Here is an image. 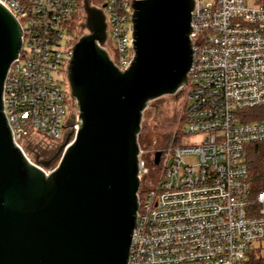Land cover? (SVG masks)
Here are the masks:
<instances>
[{
    "label": "built area",
    "instance_id": "2783aa9c",
    "mask_svg": "<svg viewBox=\"0 0 264 264\" xmlns=\"http://www.w3.org/2000/svg\"><path fill=\"white\" fill-rule=\"evenodd\" d=\"M89 1L105 15L110 58L128 69L134 59L132 4L143 0ZM194 1L193 59L182 89L189 99L183 134L194 139L185 145L181 138L157 187L138 193L128 264L264 262V190L251 199L245 161V147L264 142V122H246L241 114L264 107V0ZM0 4L23 33L3 90L14 140L24 152L34 142L59 144L78 130V114L69 84L54 74L66 75L75 44L70 23L77 13L82 32L84 0ZM142 154L141 183L150 173ZM42 169L48 175L55 168Z\"/></svg>",
    "mask_w": 264,
    "mask_h": 264
},
{
    "label": "water",
    "instance_id": "95a60500",
    "mask_svg": "<svg viewBox=\"0 0 264 264\" xmlns=\"http://www.w3.org/2000/svg\"><path fill=\"white\" fill-rule=\"evenodd\" d=\"M132 7L134 59L122 71L104 47L103 11L84 0L86 34L72 47L66 72L78 130L66 133L51 160L33 163L4 112V84L23 33L0 4V264H128L140 206L143 113L188 83L195 1ZM58 156L47 175L42 168L51 169ZM161 159L157 151L154 165Z\"/></svg>",
    "mask_w": 264,
    "mask_h": 264
},
{
    "label": "rangeland",
    "instance_id": "374dc122",
    "mask_svg": "<svg viewBox=\"0 0 264 264\" xmlns=\"http://www.w3.org/2000/svg\"><path fill=\"white\" fill-rule=\"evenodd\" d=\"M80 4H81V2L79 3V5ZM84 34H86V31L82 30V36ZM54 76L57 80H60V81L64 80L65 84L68 85V80H67L66 75H61V74L55 73ZM166 100H167V98H161V99H158L156 101L151 102L149 107L143 113L141 127H143V125H146L147 130L145 128V130H146L145 133L143 135H139V138H138L141 151L147 145H150L151 148L156 149V151H162L163 149L166 148L165 145L167 144V140H168L170 133L172 131L177 130V129L184 131L186 128L185 123H177L176 127H174V126L172 127L173 128L172 131L166 126H164V127L161 126V124L165 123L164 118H168L171 116V114H166V113L162 114V113L163 112L171 113L172 109H173L172 108L170 110H167L168 101L166 104L165 103ZM188 105H189V99L187 97H184V99L182 100V112L179 114H176L177 119H179L180 116H182V113L187 110ZM157 110L159 111V114H156ZM76 114H78V111L76 112ZM141 133H142V128H141ZM193 139H194L193 137H183V144H185V145L190 144L189 141H191ZM59 141H60L59 144H55L57 147L56 150L58 149V146H60L61 143L63 142V137ZM34 143H36V142H34ZM25 153L28 155L29 159L32 162L36 161L30 156L27 148L25 149ZM151 154H152V152L149 151V152H147V155H144V154L141 155V158L145 161L146 167L150 169V173L145 178V181H143L140 184V188H143L144 186H146L147 188L154 190L155 187H157V185L160 183V181L163 178V176H162V165L165 162V160H167L173 154V151L170 147L165 149L164 153L162 155L161 164L158 166H155V168H154L153 164H151V161H153V159H152L153 157ZM55 155L56 154H54L51 158L46 159V161L51 160L53 157H55ZM56 160L59 161L60 156H58L57 158H54V160L52 162L51 169L54 168L53 164ZM139 192H141V189Z\"/></svg>",
    "mask_w": 264,
    "mask_h": 264
},
{
    "label": "trees",
    "instance_id": "16d2710c",
    "mask_svg": "<svg viewBox=\"0 0 264 264\" xmlns=\"http://www.w3.org/2000/svg\"><path fill=\"white\" fill-rule=\"evenodd\" d=\"M79 23V15L76 13L73 20L70 23V29L69 32L73 39H71L72 42H77L80 37L82 36V32L78 31L77 26ZM66 85V84H65ZM244 116V120L246 122H264V107L261 108H255L250 109L246 111H242L241 113ZM184 112L182 116H180L179 119L176 117V123H184ZM145 128L147 130V126L143 125L142 127V133L140 135H143L145 133ZM184 137L183 131L177 129L170 133V136L167 140V144L165 145L167 149L175 148L180 144L181 138ZM149 145H147L145 148L142 149V152L144 155H147V152H149ZM165 149H161L162 154L164 153ZM153 157V153L151 154ZM245 161L248 166L249 170V182H250V188H251V199H255L257 194L264 190V142L262 143H256L251 144L245 147ZM59 161L56 160L53 164L54 168L57 167ZM151 164H153L154 168V161H151ZM141 188L140 197L142 196V190ZM249 264H264L261 260H254L251 259Z\"/></svg>",
    "mask_w": 264,
    "mask_h": 264
},
{
    "label": "flooded vegetation",
    "instance_id": "af4514ba",
    "mask_svg": "<svg viewBox=\"0 0 264 264\" xmlns=\"http://www.w3.org/2000/svg\"><path fill=\"white\" fill-rule=\"evenodd\" d=\"M164 98H167L165 103L167 104L168 101V106L167 110L172 109V112H163L162 114H171L170 117L164 118L165 123L161 124L162 127L166 126L168 127L171 131L173 130V126L176 127V114H179L182 112V100L184 99V94L183 92L177 93L175 96H166ZM156 114H159V111H156ZM161 114V113H160ZM183 114V113H182ZM65 138V135L63 136ZM54 143L48 142L46 144H39V143H31L28 147L27 150L30 154V156L34 160H40V161H46V159L51 158L54 154L57 153L58 149L56 150V145ZM149 151L153 153V160H154V155L157 152L156 149H152L151 146L149 145ZM163 155V154H162Z\"/></svg>",
    "mask_w": 264,
    "mask_h": 264
}]
</instances>
